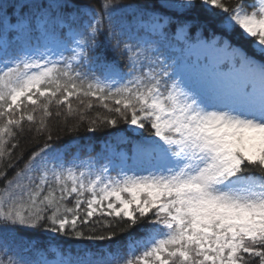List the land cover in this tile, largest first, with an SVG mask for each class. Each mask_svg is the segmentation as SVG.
<instances>
[{"label":"snow or ice","instance_id":"1","mask_svg":"<svg viewBox=\"0 0 264 264\" xmlns=\"http://www.w3.org/2000/svg\"><path fill=\"white\" fill-rule=\"evenodd\" d=\"M212 25L238 27L253 53ZM193 27L211 39H189ZM102 36L127 54V74L82 70L108 67L92 55ZM94 102L104 111L87 130L128 124L140 171L65 164L45 142L7 178L25 121L42 133L61 105L84 120ZM0 180V264H264V0H0ZM143 223L123 246L103 243Z\"/></svg>","mask_w":264,"mask_h":264},{"label":"trees","instance_id":"2","mask_svg":"<svg viewBox=\"0 0 264 264\" xmlns=\"http://www.w3.org/2000/svg\"><path fill=\"white\" fill-rule=\"evenodd\" d=\"M98 3V0H94ZM121 3L135 2V0H120ZM147 2V0H144ZM254 0H245L246 5L253 3ZM229 6L237 3V0H227ZM219 13V10H213ZM125 15H128L127 13ZM223 13H219L217 18H222ZM199 19L201 21L209 19L211 14L201 9L198 12ZM188 19H192V16H188ZM213 31L220 35H226L233 45L242 47L249 54L253 53V38H246L245 34L237 27L231 33H223L220 29L216 28L215 25L211 26ZM177 24L173 23L167 28V38L161 41L159 36H149L150 39L161 41L160 47L167 55H177V52L173 50L172 45L177 44V37L175 31ZM147 35L144 32L139 33V37ZM139 37L133 36L130 42L135 43V40ZM126 39L128 37H125ZM189 39L195 41L196 39H211L208 29L205 28L203 36L196 35V29L193 27L190 30ZM93 57L96 55L102 56V62L108 67H100L95 60L88 63L83 67L84 72H88L90 69L94 72L97 77L104 79L106 75L111 73L112 75H125L130 71L129 61L127 59V54L116 49L113 42L107 40L105 37H100V47L92 54ZM259 58V57H258ZM73 107H78L75 99L73 98ZM82 107V106H80ZM53 113H55L56 108H52ZM61 115L57 117L55 114L48 118V129L42 133L36 132L37 125H33L31 129L27 127V121H25V131L23 134L18 136V146L13 150V161L16 163L14 168L7 170V178H12L16 171L23 168L24 163H26L29 155L34 150H37L45 142L53 144L57 148L64 150L66 154L65 164H83L84 167L91 165L93 172L102 170L113 166L110 176L116 177L118 174V169L115 165L118 163V157L115 155L116 152L124 149L128 152L131 151L132 142L136 139H140L139 136L133 135L132 128L125 124L123 121L119 122L116 128H111L108 126L101 125L98 130L93 133L87 130L90 120L94 117L96 112H103L104 110L95 104L93 109L82 113L87 118L81 120L79 118L80 114L75 116H67L65 107L60 106ZM142 131V130H141ZM51 134L52 141H47V135ZM147 135V133H145ZM127 138V143L123 142V139ZM67 146V147H64ZM78 155L76 161L73 160L74 155ZM18 156H22V159L17 160ZM4 181L0 180V188H3ZM87 195V193H86ZM69 203H71L69 201ZM94 219H99L96 217ZM107 219V218H105ZM99 228V225H96ZM151 227L147 223L138 224L133 228L127 229L123 232H118L117 236L113 241H105L104 244H116L118 241L121 246L129 239V237H139L142 236L141 228ZM24 240L29 237L34 238L40 246H44L49 243L48 235L44 234L41 230H28L26 233L21 234ZM59 240L65 244V246H75L79 244L78 241L65 240V238L60 237ZM19 246V241L14 244V247Z\"/></svg>","mask_w":264,"mask_h":264},{"label":"rangeland","instance_id":"3","mask_svg":"<svg viewBox=\"0 0 264 264\" xmlns=\"http://www.w3.org/2000/svg\"><path fill=\"white\" fill-rule=\"evenodd\" d=\"M126 141V140H124ZM133 149V148H132ZM118 156L120 158L119 162H118V166H119V170L121 171V169L123 168L125 171H140L139 168H137L134 163H133V150H132V153L129 154L125 151H121L118 153ZM110 169L111 168H108V175L110 174ZM119 171V172H120Z\"/></svg>","mask_w":264,"mask_h":264}]
</instances>
